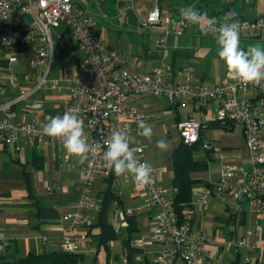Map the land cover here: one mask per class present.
Instances as JSON below:
<instances>
[{
    "label": "built area",
    "instance_id": "2783aa9c",
    "mask_svg": "<svg viewBox=\"0 0 264 264\" xmlns=\"http://www.w3.org/2000/svg\"><path fill=\"white\" fill-rule=\"evenodd\" d=\"M20 14L27 15L31 23L20 20ZM233 22L238 23L240 35L257 36L264 32L261 18L237 19ZM185 26L186 22L181 16L162 18L157 4L148 11L144 24L146 30L160 32L153 46L161 52L162 60L167 56L168 37L180 36L182 31L176 28L184 29ZM92 27L91 16L84 9L73 7L71 0H0V96L5 89L22 84L17 95L0 100V145L10 151L19 143L50 145L55 146L65 157L62 142L46 136L42 131L43 124L19 121L10 114L11 108L19 104L40 109L42 100L35 99V95L47 89L55 92L62 90L66 99L62 101V108L57 115L75 109L83 122L87 143L93 147L100 144L101 148L90 153L88 160L82 164L80 196L74 210L63 216V221L68 223V230L61 236V251L79 253L85 244L92 246V252L96 253L97 245L92 230L102 199L98 194H91L94 181L108 180L113 189V185L120 180L130 188L133 199H141L150 233L127 239L129 257L120 255L117 260L105 261L103 264H208V250L205 247L210 240L201 229L197 231L193 227L194 219L202 215L208 200L218 197L234 203L245 202L255 212L264 205V156L260 146V130L264 126V80L247 86L232 81L208 87L193 80L189 69H174L163 62L144 74H134L123 69L121 59L113 50L97 41L91 33ZM55 30H68L74 41L68 55L76 57L79 53L80 59L76 74L49 82L47 78L52 53L56 47L50 32ZM15 48L18 49L17 53L27 54L29 77L21 81L3 78L8 67L18 62L11 55ZM247 90L252 92V99L238 97L239 93ZM136 96L161 98L169 106L186 103L193 111L215 103L218 107L211 119L198 122L187 118L176 124L179 142L184 145L199 143V134L209 124L221 127L240 125L250 169L223 167L220 179L195 201L192 217L178 216L171 206L172 193L155 185L154 168L151 167L152 183L139 188L127 176L118 177L104 166V141L117 129L127 130L129 147L139 162L145 163L138 123L150 119L153 113L129 107L128 102ZM199 147L209 150L210 144L200 142ZM45 189L49 191L51 186ZM109 210L110 215L118 221L112 225L114 232L117 234L119 228L126 230V216L134 213L116 200L111 202ZM135 213L141 214L140 208ZM77 230L80 234L74 236ZM249 237L250 232L246 231L236 242H227V246L233 250L244 248L249 252L252 250ZM44 240L41 238L42 244ZM249 260L248 256L244 258V262Z\"/></svg>",
    "mask_w": 264,
    "mask_h": 264
},
{
    "label": "crops",
    "instance_id": "0c3cea01",
    "mask_svg": "<svg viewBox=\"0 0 264 264\" xmlns=\"http://www.w3.org/2000/svg\"><path fill=\"white\" fill-rule=\"evenodd\" d=\"M95 1L96 4L104 2V0ZM182 1L147 0L144 8L139 5L133 6L132 13L123 8L124 3L117 1L116 10H110L111 13H116L113 16L104 13L102 8H99V12L91 13L84 0H71V3L73 7L87 11L93 20L92 35L99 43L113 50L121 59L123 69L131 73L144 74L163 62L174 69H189L193 80L208 87L232 82L227 78L226 71L222 72L216 69L215 63L209 62V65L202 66V58L196 55V49L201 45L202 40H215L212 34L204 33L201 28L195 25L188 26L186 24L184 29L177 27L176 29L181 30L182 33L180 36L171 35L169 46L166 44L167 56L162 60L161 52L153 46L154 41L159 38L160 32L146 30L143 17L147 15L154 4H157L162 18H176L180 16L181 8L192 7L200 13H206L210 18L216 17L220 21L229 12L234 14L229 22L237 19L256 18H261L264 21V0ZM118 17L121 18L119 23ZM58 32L59 38L61 35L67 34L62 30H58ZM124 33L127 36L124 37L122 35ZM183 33L185 34L183 35ZM261 36H264V32L257 36L240 35V47L246 50L248 46L256 42L264 49V41H261L262 45L260 44ZM193 41L195 45L192 43ZM55 43L57 47L58 41ZM190 43L193 44L192 47H189ZM183 49L187 50L183 51ZM79 59L80 54L78 61ZM218 61L221 65L223 64L219 59ZM8 96L12 97L14 94L4 92L0 96V100L2 98L4 101ZM238 97L250 100L253 98V94L247 90L239 93ZM150 99L136 96L128 102V106L153 113V117L143 120L152 129L150 138L141 136L144 162L156 170L155 185L173 193L170 184L171 169L167 167L166 163L168 164L167 158L172 150L179 144L178 137L168 146L160 149L157 147L158 141L154 140L162 134L169 133L170 129L176 130V124L187 118L198 122L211 119L218 106L215 103H209L203 109L193 111L186 103L169 106L164 100L166 104L160 105L151 102ZM41 100L42 107L40 109L19 104L11 108L10 114L19 121L45 124L48 116H56L59 113L64 99L57 102ZM179 106H182L184 111L186 110L182 118L179 115ZM199 136L201 142L210 144V149L201 150L198 147L193 152L194 154L201 151L203 153L201 159L195 158L192 154L194 161L206 163V170L202 171L204 178H193V173L190 174V177L197 181L192 187V208L205 190L220 179V171L223 167L236 166L242 170L250 169L240 125H233L229 130H222L215 124H209V127ZM260 140L261 152L264 156V126L260 130ZM0 147V153H9L6 147L2 145ZM16 155H21L23 161H20V157L18 158ZM11 157L9 164L0 163V256L20 258L30 251L35 253L61 251V236L68 230V223L63 221V216L74 210L75 202L80 196L82 165L76 163L75 159H65L55 146L50 145L30 146L19 143L11 151ZM168 180L169 189L163 186ZM99 182L102 183V181ZM48 186H51V189L46 191L45 188ZM101 191L94 194L97 195ZM23 193L25 194L24 200L21 196ZM219 202L221 205L224 204L222 205L223 213L216 210L210 212L226 215L222 218L218 216L214 218L220 227H215L208 232L211 233V242L205 248L208 252L220 249V242H236L247 231L250 232L249 241L252 244V250L248 252L244 248L237 250L228 248L231 252H229L228 259H225L222 264H228L235 257H237L236 264L240 258L241 264H264V205L258 212H255L245 202H231L232 206H228L226 200L213 197L208 200L201 214H205L206 207L207 209H217ZM202 215L196 217V220L194 219L193 227L197 231L201 229L204 232L201 222ZM229 215H232L233 221L229 220ZM240 220L241 222H239ZM96 233L97 230L93 228V239ZM78 234H80L79 230L73 235ZM41 238H45L44 244L41 243ZM83 246L80 249L81 252ZM246 256L250 258L248 262H244ZM115 258L114 260H117Z\"/></svg>",
    "mask_w": 264,
    "mask_h": 264
},
{
    "label": "clouds",
    "instance_id": "9594fccd",
    "mask_svg": "<svg viewBox=\"0 0 264 264\" xmlns=\"http://www.w3.org/2000/svg\"><path fill=\"white\" fill-rule=\"evenodd\" d=\"M233 13L224 15L220 21L216 17H208L192 7L180 9V16L188 26L195 25L206 34H212L216 44V56L224 63L229 80L247 86L259 84L264 80V49L259 44L250 45L245 50L240 47L239 26L229 22ZM42 125L43 133L53 140H60L65 151V159H75L76 163L84 164L89 154L98 151L100 144L95 147L87 143L84 125L75 109H69L62 115L48 116ZM140 136L150 138L152 129L145 122L138 123ZM130 137L125 129L114 130L104 141L106 151L102 159L105 168L113 171L116 176H127L130 182L139 188L152 183V168L148 163H141L129 147ZM166 142H157L158 148H164Z\"/></svg>",
    "mask_w": 264,
    "mask_h": 264
},
{
    "label": "rangeland",
    "instance_id": "374dc122",
    "mask_svg": "<svg viewBox=\"0 0 264 264\" xmlns=\"http://www.w3.org/2000/svg\"><path fill=\"white\" fill-rule=\"evenodd\" d=\"M117 1H120L124 3V7L127 10H130V13H132L131 8L135 5H139L140 7L144 8L146 5L145 3L147 0H104L101 4H96L95 0H84L85 5L87 8H89V11L91 13H95L96 11L99 12V8H102L104 13L109 14L110 16H113L116 14L115 12L111 13L110 10L115 11L116 6H117ZM179 2H183L182 0H176ZM190 1V0H187ZM120 15V14H119ZM146 15L143 17L145 20ZM120 17L117 18L118 23L120 21ZM112 21H115L114 19H111ZM142 20V18H140ZM113 28V27H112ZM185 33H183L184 35ZM124 37L127 36L126 33L122 34ZM182 35V36H183ZM50 36L53 40V42L58 41L57 47L53 48V53H52V60H51V68H50V73L48 76V81H52L54 79L61 80L62 77L64 76H72L76 74L77 66H78V58L79 54L77 57H71L68 55V53L71 51L74 41L73 38L70 34H64L61 35L60 38L58 30L56 31H51ZM172 36L168 37L167 44L169 46V41L171 40ZM261 41H264V36L260 37V44ZM195 45V42H192ZM192 43L189 44V47H192ZM259 43H252V45H256ZM262 45V44H261ZM261 47V46H260ZM188 49V48H187ZM187 49H183L187 50ZM17 48H15L11 55L15 56L18 60V62L13 65L8 67V71L3 75V78L5 80L9 79H17V81H21L22 79H27L29 77V73L26 67V58L27 54L24 53H17ZM182 51V50H181ZM182 53V52H181ZM196 55L202 58V63L201 65H209L208 63L210 62L211 64H216V69L221 70L222 72H225V66L224 63L221 65L220 62L218 61V57L216 56V44L215 40H209V39H204L201 42V45L196 49ZM178 62V60H176ZM20 83L15 88H7L4 90L6 94L11 93L12 95L14 94L17 95L18 91L21 88ZM49 84L46 85L48 87ZM1 92V91H0ZM36 99L38 100H45V101H60L62 99H66L65 93L61 90L60 92H55L54 90L50 91L47 89L46 91L39 92L36 96ZM151 102H155L157 104L163 105L166 104L164 103L163 99L161 98H151ZM182 106L178 107L179 115L181 118L185 115L184 109H182ZM170 117V116H169ZM237 126V124H235ZM178 137V134L175 129H170L169 133L162 134L160 135L157 139L154 141H160L164 140L166 142V146H168L171 142L175 140V138ZM160 149V148H158ZM1 150V147H0ZM8 152H1L0 153V163L5 162V163H10L11 162V151L8 150ZM194 157L197 159L203 158V153L201 151H197L194 154ZM18 158L21 156L16 155ZM20 161H23V159L20 157ZM167 167L169 165L166 163ZM193 178H204V174L202 172H197L193 173L192 175ZM165 188H170L169 186V180L165 182L163 185ZM104 188V185L99 182L98 180L94 181V188L92 189L91 194L94 195L99 190H102ZM113 191L114 193L119 196L121 201L124 203V205L129 208L134 214H132L135 217V224H136V231L131 234V237H142L144 235H148L150 233V226H149V221L148 217L145 214V210L142 208L143 203L141 202V199H133L132 194L130 193V188L126 185H124L120 180L113 185ZM195 191V190H194ZM22 199L24 200L25 194H21ZM226 203L228 206H232L231 202L226 200ZM224 205V204H222ZM221 203H218V208L217 209H210L206 207L205 209V214L202 215L201 222L203 223L204 227V234L209 238L210 242V232L213 228L215 227H220L219 223L214 221L215 217H224L226 214H214L213 212H210L212 210H216L219 213H223V206ZM137 208H140L141 214L135 213V210ZM109 214H111V211L109 210ZM109 221L111 224L114 226L115 224L118 223L116 218H113L111 215L109 216ZM93 233V230H92ZM209 234V235H208ZM126 238V231L123 228H119L118 232L115 236V239L107 245V250H105L102 246L97 247L96 253L92 252V246H83L82 252L80 251L79 253L82 254V259L78 264H103L107 259L108 261H113L115 257H118L120 255V246H121V240ZM235 241V240H234ZM209 242V244H210ZM220 249H213L211 252H208L207 257H208V264H222L223 261L228 259L229 252L231 250L228 249L227 243H221L220 242ZM241 255V252H240ZM238 264H241V258L238 261Z\"/></svg>",
    "mask_w": 264,
    "mask_h": 264
},
{
    "label": "trees",
    "instance_id": "16d2710c",
    "mask_svg": "<svg viewBox=\"0 0 264 264\" xmlns=\"http://www.w3.org/2000/svg\"><path fill=\"white\" fill-rule=\"evenodd\" d=\"M64 32L68 33V30ZM216 127L222 130H229L232 125L224 127L216 125ZM200 142V136L199 143L195 145H184L179 142L167 158L171 169L170 184L173 189L171 206L173 212L178 216L190 215L192 217V187L197 181L192 179L190 174L206 170L205 162H197L192 158V154L200 146ZM102 183L104 184V189L98 193V196L102 199L101 207L93 228L97 230L96 235H94L95 244L97 247L102 246L107 250V245L109 242L113 241L116 236L112 224L109 221V208L111 202L116 200L120 205H124V203L114 193L108 180L102 181ZM125 220L127 223L125 230L126 238L121 240L120 255L129 257L130 252L127 250L126 243L127 239L131 237V234L136 231V224L133 215L126 216ZM229 220L233 221L232 215H229ZM239 222H241V220ZM81 257L82 254L79 253H65L62 251L35 253L30 251L20 258H15L14 256H0V264H78L82 259ZM118 257L115 259H118ZM236 263L237 257L228 264Z\"/></svg>",
    "mask_w": 264,
    "mask_h": 264
},
{
    "label": "water",
    "instance_id": "95a60500",
    "mask_svg": "<svg viewBox=\"0 0 264 264\" xmlns=\"http://www.w3.org/2000/svg\"><path fill=\"white\" fill-rule=\"evenodd\" d=\"M19 19L24 21V22H26L27 24L31 23V19L25 14H20L19 15Z\"/></svg>",
    "mask_w": 264,
    "mask_h": 264
}]
</instances>
